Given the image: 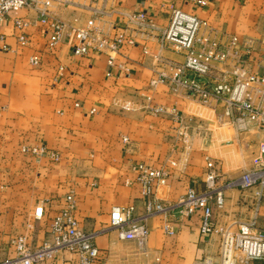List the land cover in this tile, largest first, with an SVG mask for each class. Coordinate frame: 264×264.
I'll return each instance as SVG.
<instances>
[{
	"label": "crops",
	"instance_id": "0c3cea01",
	"mask_svg": "<svg viewBox=\"0 0 264 264\" xmlns=\"http://www.w3.org/2000/svg\"><path fill=\"white\" fill-rule=\"evenodd\" d=\"M202 1L53 0L50 14L69 26L80 28L95 18L103 35H110L118 25L127 27L124 32L134 44L122 45L114 54L112 66L105 54L74 58L65 37L49 51V35L31 8L0 23V34L8 48L0 50V262L15 257L11 240L17 237L25 236L31 249L49 242V220L65 206L70 193L79 228L93 233L94 244L102 250L98 264H196L209 258L217 260L218 237L200 235L198 215L178 219V208L171 213L147 214L151 200L133 183L136 163L165 167L170 172L167 185L156 192L157 200L167 206L188 189L204 191L210 162L216 175L215 187L223 194L222 207L212 205L215 226L234 231L240 223L255 218L257 228L264 229V195L255 209L253 190L227 186L251 168L252 156L264 142V130L237 134L232 124L219 117L218 102H194L184 91L168 84L152 88L150 82L164 67L162 62H182L183 56L162 48L158 31L137 30L125 25L122 18L142 11L153 16L162 29L168 24L170 10L179 9L206 21L216 36L227 34L249 40L253 51L248 57V71L260 73L264 0ZM93 8L102 13L94 15ZM15 18L28 24L25 46L17 44ZM33 55L40 58L39 68L29 64ZM232 66L215 65L204 81L210 87ZM139 92L151 97L150 107L162 106L166 112L150 113L148 102L138 96ZM117 100L119 105L132 102V110H119L114 104ZM91 109L95 113L89 115ZM171 109L182 119L188 135L185 143L169 114ZM39 144L58 153L60 160L54 163L22 153L23 146ZM37 205L44 207L43 221L33 219ZM114 207H132L135 222L149 230L144 244L121 240L118 230L110 228ZM165 224L171 234L165 233ZM75 262L74 255L60 251L46 264Z\"/></svg>",
	"mask_w": 264,
	"mask_h": 264
},
{
	"label": "built area",
	"instance_id": "2783aa9c",
	"mask_svg": "<svg viewBox=\"0 0 264 264\" xmlns=\"http://www.w3.org/2000/svg\"><path fill=\"white\" fill-rule=\"evenodd\" d=\"M53 0H0V23L20 10L31 8L35 11L37 20L45 26L48 33L47 48L49 51L56 46L63 37L71 55L74 58H83L90 53L105 54L108 65L114 64V54L122 45H133L134 41L127 36L124 29L116 26L110 35H103L95 25V18H91L83 27L75 28L55 18L49 12ZM192 3L203 4L202 0H191ZM94 15L102 11L91 9ZM168 24L160 29L153 16L142 11L132 12L122 18L125 25H132L137 30L146 29L150 32H159V43L162 48L183 56L182 62L166 61L164 66L151 80L153 88L157 84H168L174 90H182L195 101L207 104L214 100L221 104L220 118L227 120L234 127L237 134L252 130H264V59L260 73L248 71V57L252 53V44L249 40H239L236 36L221 34L216 36L206 21L200 20L187 13L172 8ZM123 23V22H122ZM17 31L18 46H25L28 39L25 29L28 24L22 18L13 20ZM0 50L6 51L3 35L0 34ZM264 57V55H263ZM233 63L231 69L220 73L209 87L204 81L214 70L215 65L227 66ZM29 64L34 68L41 65L38 56H31ZM139 97L146 100V109L154 115L166 112L162 106H149L151 97L139 92ZM114 104L119 105V101ZM132 102L119 105L124 112L132 110ZM75 107H78L75 104ZM95 110L88 111L89 115ZM169 114L178 124V135L185 143L188 135L182 125L181 117L171 109ZM127 143V139L123 138ZM22 153L32 157H45L51 162H58V153L49 150L43 144L36 146H23ZM173 166L174 163H171ZM207 173L204 180V191L201 193L193 189L180 196L171 205H162L156 198L160 187L168 183L170 172L165 167L154 168L144 163L134 165V180L141 189L142 194L150 198L146 208L147 214L171 213L177 209V218L184 219L194 215L200 217L199 233L205 237L217 236L219 240L217 260L204 259L196 264H252L264 262V229L256 226V219L240 223L236 230L231 231L218 228L212 221V205L221 208L223 194L217 190L216 175L212 164L207 163ZM228 187L238 186L240 190H253L254 208L257 209L264 195V142L258 147L251 159V168L242 173ZM35 221L45 220L43 205H37L33 211ZM110 228L118 230V236L124 241H136L144 244L149 235L145 224L135 222L132 207H114L110 213ZM164 231L171 234L172 230L167 224ZM50 241L41 247L31 249L25 236L11 240L15 250V257L4 260L0 264H46L60 251L68 252L76 258L75 264H98L102 259V250L94 242V234L84 232L78 226L75 218V200L70 193L65 197V206L58 210L49 220Z\"/></svg>",
	"mask_w": 264,
	"mask_h": 264
},
{
	"label": "rangeland",
	"instance_id": "374dc122",
	"mask_svg": "<svg viewBox=\"0 0 264 264\" xmlns=\"http://www.w3.org/2000/svg\"><path fill=\"white\" fill-rule=\"evenodd\" d=\"M146 91V90H145ZM194 99H192V101H193ZM194 102H195V100H194ZM197 102V101H196Z\"/></svg>",
	"mask_w": 264,
	"mask_h": 264
}]
</instances>
